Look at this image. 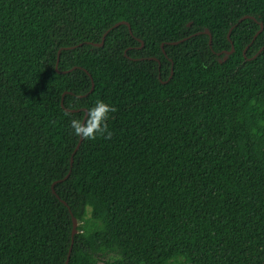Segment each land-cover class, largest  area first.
Returning <instances> with one entry per match:
<instances>
[{
	"label": "trees",
	"instance_id": "trees-1",
	"mask_svg": "<svg viewBox=\"0 0 264 264\" xmlns=\"http://www.w3.org/2000/svg\"><path fill=\"white\" fill-rule=\"evenodd\" d=\"M263 45L264 0H0V264H264Z\"/></svg>",
	"mask_w": 264,
	"mask_h": 264
},
{
	"label": "clouds",
	"instance_id": "clouds-1",
	"mask_svg": "<svg viewBox=\"0 0 264 264\" xmlns=\"http://www.w3.org/2000/svg\"><path fill=\"white\" fill-rule=\"evenodd\" d=\"M116 108L102 99H97L94 105L87 109L84 119L72 118L70 128L76 136L87 140H96L98 137L110 138L112 132L108 127L109 114ZM69 115V113H65Z\"/></svg>",
	"mask_w": 264,
	"mask_h": 264
},
{
	"label": "water",
	"instance_id": "water-1",
	"mask_svg": "<svg viewBox=\"0 0 264 264\" xmlns=\"http://www.w3.org/2000/svg\"><path fill=\"white\" fill-rule=\"evenodd\" d=\"M245 17H247V16H243L242 18L239 19L238 22H240V21H241L243 18H245ZM119 24H127L128 28H129V32L131 33L130 25L128 24V22H126V21H119V22H116V23L114 24V26H117V25H119ZM262 28H263V24L260 23V28H259V29L257 30V32L254 34L253 38H255V37L257 36V34L262 30ZM108 30H110V28H109ZM108 30H107V31H108ZM107 31L104 32V34H103V36H102V40H101V42H100V43H97V44H99V45L102 44V42H103V40H104V37H105ZM202 32H204V33H206V34L209 35V44H211L212 37H211V34H210L209 30H208V29H205V30L202 31ZM197 33H200V32H196V34H197ZM227 37L229 38V33L227 34ZM183 39H185V38H183ZM183 39H181V40H179V41H182ZM179 41H173V42H171V43H177V42H179ZM161 45H163V44H161ZM263 48H264V45L259 49V51H261ZM233 50H234V48H233V43L231 42V48H230L229 50L224 51V53H225L224 59H226V58H227V55L230 54L231 52H233ZM58 61H59V51H58L57 60H56V69H57ZM68 71H69V70H63V72H68ZM58 72H60V71H58ZM92 89H93V82H92V85H91V89H90V90H92ZM61 104H62V100H61ZM68 110H69V111H75L74 109H68ZM85 112H86V110H85ZM84 116H85V113H84ZM84 116H83V119H84ZM80 139H81V138H79V141H78V143L76 144V146H75V148H74V150H73V152H72V154H71V157H70V165H72V162H73V155H74L75 151H77V149H78V147H79ZM69 173H70V170H69V171L67 172V174H66L62 179H60V180L65 179V178L69 175ZM54 183H55V182H54ZM54 183L51 185V189H52V192H53V193H55V189H54V186H53ZM75 226H76V222H75V220H74V218H73V229H72V235L75 233ZM72 245H73V239H71V244H70V247H69V249H68V254H67V258H66L65 264H68V259H69V255H70V252H71Z\"/></svg>",
	"mask_w": 264,
	"mask_h": 264
}]
</instances>
